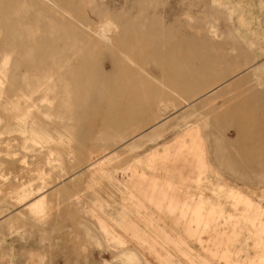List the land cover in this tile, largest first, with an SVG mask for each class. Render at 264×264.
<instances>
[{"label": "rangeland", "instance_id": "374dc122", "mask_svg": "<svg viewBox=\"0 0 264 264\" xmlns=\"http://www.w3.org/2000/svg\"><path fill=\"white\" fill-rule=\"evenodd\" d=\"M25 1L36 16L67 15L62 7L96 30L114 21L107 48L147 96L139 105L162 107L113 144L106 135L93 144L89 135L108 111L99 95H88L93 109L76 124L50 96L9 94L7 73L0 264H264V0ZM34 1L43 5L36 10ZM147 18L163 30L140 37L158 43L163 57L149 47L139 59L123 54L124 26ZM91 50L97 68L111 71L106 50ZM177 69L215 82L182 104ZM35 119L57 126H33Z\"/></svg>", "mask_w": 264, "mask_h": 264}, {"label": "bare ground", "instance_id": "6f19581e", "mask_svg": "<svg viewBox=\"0 0 264 264\" xmlns=\"http://www.w3.org/2000/svg\"><path fill=\"white\" fill-rule=\"evenodd\" d=\"M20 1L0 0V63L5 64L2 68L5 73L2 72L0 80H4L8 73L9 94L12 95L16 90H25L29 93L28 96L33 97V101L35 94L42 97L50 96L51 100L59 101L60 107L56 111L68 121L73 120L77 124L83 119L84 110H88L89 107L92 111L93 107L88 95L91 92L96 93L99 95L101 104L105 105L108 111L105 126L99 132L89 135L93 144L99 143L103 135L111 139L113 144V139H122L125 134L137 131L154 120L157 110L162 106L139 105L141 98L146 99L147 96L144 92L142 95L141 89L136 84H134L135 90L133 89L129 73L124 70L123 60L116 51L95 40L97 30L84 22L86 18L85 20L72 18L71 13L62 7L61 11L67 15L57 14L51 9H42L45 16L48 14L52 16H36L31 13L33 10L31 8L32 11H30L25 0ZM42 5L43 3L39 1H34L32 4L36 10ZM79 6L81 5H77ZM128 16L132 17L130 14ZM156 28L152 21L149 22V18L142 23L124 26L123 29L127 33V46L122 50L123 54L139 59L141 55L147 56L146 49L149 47L154 56H159L158 43H148L144 37H140L145 35L146 31L159 35L163 28L160 30ZM94 47L106 50L108 58L112 59L109 63L111 71L97 68L95 53L91 50ZM160 55L163 57L162 54ZM117 68L120 70L114 75L112 71ZM173 74L175 78H178L177 80H180L174 82V87L184 91L187 96L182 104L189 103L188 98L215 82L213 77L202 76L194 69L190 72L177 69ZM103 88L110 90L111 94L108 97L103 96L105 94L102 92ZM124 96L128 98L124 99ZM7 99L14 102L11 98ZM20 100V98L17 99V102L21 103ZM131 101H137V103L130 104ZM14 103L18 107V104ZM170 107L173 105L164 106L163 113L169 112ZM15 110L19 108L15 107ZM32 125L44 128L50 125L57 126L37 119L32 122ZM64 128L65 131L79 134V130H72L67 126ZM61 131L66 134L64 129L61 128Z\"/></svg>", "mask_w": 264, "mask_h": 264}, {"label": "clouds", "instance_id": "9594fccd", "mask_svg": "<svg viewBox=\"0 0 264 264\" xmlns=\"http://www.w3.org/2000/svg\"><path fill=\"white\" fill-rule=\"evenodd\" d=\"M119 28L118 25L112 21L111 19H107L104 24L98 28L96 33V38L99 43L105 46H111L112 39L111 36L118 32Z\"/></svg>", "mask_w": 264, "mask_h": 264}]
</instances>
